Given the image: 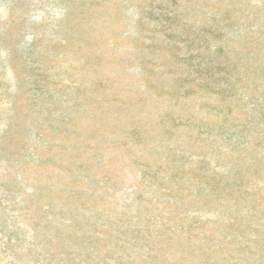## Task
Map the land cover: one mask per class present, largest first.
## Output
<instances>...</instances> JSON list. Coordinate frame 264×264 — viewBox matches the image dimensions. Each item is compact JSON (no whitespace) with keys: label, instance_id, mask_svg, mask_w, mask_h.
Instances as JSON below:
<instances>
[{"label":"rangeland","instance_id":"1","mask_svg":"<svg viewBox=\"0 0 264 264\" xmlns=\"http://www.w3.org/2000/svg\"><path fill=\"white\" fill-rule=\"evenodd\" d=\"M220 46L225 53L213 54ZM194 52L215 56L209 62L219 67L216 78L185 82L216 88L190 96L207 131L186 134L199 144L195 160L170 164L165 153L158 178V165H146L145 142L133 143L134 129L147 136L150 121L170 123L160 112L185 106L183 96L171 108L168 90L190 68L175 69L174 57ZM247 67H258L256 76ZM227 87L240 88L238 95L225 100L217 92ZM261 112L264 0H0V264H199L188 253L201 244L214 247L218 264H255L221 247L230 240L222 239L232 229L228 216L182 212L188 200L171 192L197 188L192 170L201 180L228 170L242 120L259 125L249 151L264 168ZM95 144L104 164L92 167L86 160ZM182 168L187 175L177 181Z\"/></svg>","mask_w":264,"mask_h":264},{"label":"trees","instance_id":"2","mask_svg":"<svg viewBox=\"0 0 264 264\" xmlns=\"http://www.w3.org/2000/svg\"><path fill=\"white\" fill-rule=\"evenodd\" d=\"M215 53L224 54L225 47L220 46L219 50L214 52L213 54ZM210 57L215 58V56ZM174 58L175 60H177L174 62V64L177 66L175 69L187 66L186 63H189L188 66L190 68H187L186 72L191 71L192 75L190 76L186 72H180L178 73V76L173 77L175 82L173 84V87L168 90V93L171 97L168 101L172 103L171 108L174 106H180V103L182 102L181 98L185 96V106L181 107L180 109L174 108L172 111L170 110L169 112L165 113L160 112L159 115L164 118L168 117L170 123L165 124V121L162 118L160 121H150L149 125L152 126H148L147 129L143 131L147 133V136H143L141 133L142 130H139L138 127L134 129L135 133L133 134V137H135L133 138L134 145H136L138 141L140 142V140H142L145 142L143 146L148 147L149 157L145 158L148 161V164L146 163V165L150 166L152 163H156L158 165L159 168H154L155 174L158 178L164 168L162 156H164L165 153L172 155L171 160H168V163L170 164L173 161V157L175 158V162L183 161L182 163L189 160L193 161L198 157L196 156L192 159V157L194 156V148L198 147L199 144H196V142H192V139H194L193 136H189L191 137L189 138L186 134L190 133L191 130L198 131V133H206L207 130H205L203 122L198 120L192 113L190 109V96L194 93L199 92L200 89H202V91H207L208 89H210L211 91H216V88L213 84H210L208 82H205L204 84H198L194 87L186 86L185 82L190 79H192L193 82H197L198 79L208 81L210 77L216 78L219 70V67L215 66L214 61L209 62L212 59L209 57L206 58L205 54L201 52H198L196 54L195 52L191 53L187 56V58H184L182 60H179L181 58L178 55H176ZM184 62L186 65H184ZM168 63V61L164 62L165 65H167ZM235 66L241 69L240 63L235 64ZM222 69L223 68H221V70ZM246 70L247 76H249L250 74L256 76V71L259 69L258 67H247ZM258 76L260 77V75ZM240 81H244V78L241 77ZM99 82L101 83V85L106 84L104 78L99 80ZM237 89L240 88L234 87L232 89H229L227 87L217 93L223 92L222 95L226 100L227 94L230 91H232L234 95H238ZM99 91L100 89L97 90L98 93ZM165 91L166 89L163 90V92ZM243 93L244 91L241 92L242 96ZM117 98V101L120 104H127L126 101H123L126 96L117 95ZM250 102L252 103V112L256 111L259 106L258 102H254L253 99H251ZM134 103L135 102H130L129 104L134 105ZM235 107L239 108V106ZM161 108L162 106L159 109ZM229 112L231 114H236V110H234V107L231 106L229 107ZM247 112L248 109L245 113ZM262 113L264 116V112H261L260 114L262 115ZM95 117H97L98 120L106 119V117L100 114H95ZM260 122L261 121L259 120V123ZM132 123H137L138 126L144 127V123L142 122L138 123L137 121H133ZM237 123L238 124L235 125V129L237 132L236 141L234 142V144H231V147H229L230 152L228 157L231 160V164L229 166H226L228 170L224 169V174L215 173L210 176H202V179L204 180H201L200 174H196V170H192L193 176H195L196 181L199 182L197 188L196 186H193L194 184H190L187 190H178L177 193H174V191H172L171 195H175L177 198H183L185 196L184 198L188 200L187 204L183 205L182 207H178V210L182 209V212L193 213L199 211H209V213H212L213 215L216 214V212H220L221 215L228 216L230 222L233 221L232 223H230L232 229L225 230V235L222 236V239L227 241V238L230 237V240L226 242L227 247L225 245H222L221 247H223L224 251L229 252L234 260L236 259L237 261L246 262L254 261L255 264H264V233L262 229V227L264 226V210L262 211L258 207L264 205V183L260 181V179L264 180V168L261 166L262 159L254 155L257 150L255 149L254 153H250L249 150L251 146L250 142L248 141V136L251 134L250 131L252 127L256 125H254V123L257 122L255 119H252L249 122L246 119ZM256 128H259L258 124L256 125ZM209 131L217 132L216 126L211 128ZM127 132L129 133V131ZM239 134L242 135L239 136ZM101 136L102 135H100L99 138H101ZM234 136L235 134L232 137ZM232 137H230V139H232ZM259 139H262L261 136ZM172 142H176V146H178V148L172 149L173 146L170 144ZM258 144L262 146V142L260 140ZM94 148L95 150L94 152H92L91 157H88L87 160L85 159L86 161H90V166L92 167L104 164L101 161V157H104V153L101 151V146L93 145L90 150L92 151ZM203 157L204 158L202 161L204 163L209 162L207 156ZM85 160L80 163L83 164ZM139 163H143V160H139ZM182 170L184 172H182L183 174L180 175V177L179 174H176V177L174 176L177 181H179L180 179H184L187 175V171L185 170V168H182ZM225 173H227V175ZM151 175V172H149V174H144V176L147 177L146 180H148V177ZM198 179H200L201 181ZM148 183L150 184L152 183V181L149 180ZM96 191V194L99 195V191ZM261 193L263 194V196L262 198H259L258 196ZM86 194H91V191L86 192ZM175 208H177V205H175ZM234 224H238V226L235 228ZM205 233L211 234L210 231H207ZM251 233L255 235L254 241H251V239L249 238V235ZM197 248H194V250L191 249L189 251L190 253L188 254L191 255L194 259H198L199 264H218L216 263V250L214 249V247L213 249H211V247H209L207 244H201Z\"/></svg>","mask_w":264,"mask_h":264}]
</instances>
